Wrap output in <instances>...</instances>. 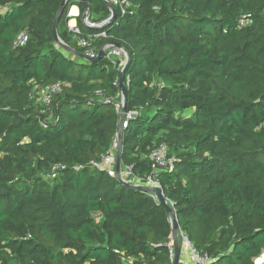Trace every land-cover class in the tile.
Listing matches in <instances>:
<instances>
[{"label":"trees","instance_id":"16d2710c","mask_svg":"<svg viewBox=\"0 0 264 264\" xmlns=\"http://www.w3.org/2000/svg\"><path fill=\"white\" fill-rule=\"evenodd\" d=\"M63 1L0 0V264L173 263L167 208L90 166L118 133L124 64L82 56L67 26L74 5L85 35L106 34L98 48L118 44L131 58L126 108L136 113L121 167L145 178L149 155L167 144L175 166L160 183L180 230L210 264H255L264 250V0H128L101 28L84 25L81 0H67L57 30L76 54L53 30ZM87 3L90 21L110 16L103 0ZM22 30L29 40L16 48ZM56 83L51 102L39 101Z\"/></svg>","mask_w":264,"mask_h":264},{"label":"built area","instance_id":"2783aa9c","mask_svg":"<svg viewBox=\"0 0 264 264\" xmlns=\"http://www.w3.org/2000/svg\"><path fill=\"white\" fill-rule=\"evenodd\" d=\"M110 4L114 5L116 7L117 12L119 11L121 14H126L128 11V8L130 7V3L128 0H107ZM110 8V16L107 20L96 23L89 20L88 15L86 18L83 19V23L88 28H101L104 26L105 22L108 21L112 17V9ZM71 13V9L68 12L67 16V26L69 30L72 32L75 39L78 41V44L84 49V55L87 58H95L98 55V51L100 48L104 49V56L109 59H119L121 62L125 65L127 60V54L125 50L122 47H117L115 45H112L110 43L104 44L102 47L98 48L95 44V38L105 36L106 34L104 32H100L98 34H84L82 29L78 26L77 22H71L73 19V16ZM75 20V19H73ZM251 19L242 18L239 22L240 26H246L248 24H251ZM29 40V33L27 30H22L16 37L14 41V47H22L24 46ZM61 90V84L56 83L54 85H48L45 87L40 88L39 94L41 96V101L45 104H49L51 102L52 96L55 93L60 92ZM97 94L101 96L105 101H110L112 97L106 96L101 90L97 91ZM118 96H120L121 100L116 104V110L120 113L123 109V94L119 93ZM136 112H126L124 122L122 125V128H126L128 125L129 120L133 117V115ZM119 147L118 142V133L116 137L114 138L112 145L110 149L101 155V157L97 160H92L90 162V166L94 169H97L99 171H104L110 175L116 174V156H117V150ZM149 158L151 160V172L145 177V178H138L134 176L132 172L131 166H123L121 167V177L130 182L129 180L133 178V184L137 187H160V175L163 171L167 169H174L175 166V157L169 155V148L167 144L162 143L158 147H156L151 154L149 155ZM59 168H64L63 165L58 164L55 165L49 172L44 174L46 178H54L59 170ZM152 194V196L158 200V197L156 194L149 192ZM172 222V217H171ZM178 236L181 238V259L180 264H210L212 262L211 256H209L205 252H201L198 250L192 242L188 239V237L180 230V227L178 229ZM169 251H170V259L173 262L175 258V248H174V240L173 236L171 238V241L169 243ZM255 264H264V250L260 255H258L254 259Z\"/></svg>","mask_w":264,"mask_h":264},{"label":"water","instance_id":"95a60500","mask_svg":"<svg viewBox=\"0 0 264 264\" xmlns=\"http://www.w3.org/2000/svg\"><path fill=\"white\" fill-rule=\"evenodd\" d=\"M103 1L109 7H111V9H112V17L108 21L105 22L104 25H106L110 21L115 20L118 17V13H117L116 7L114 5L110 4L109 1H107V0H103ZM81 2L83 3L84 8H85V12H84V15H83V19H84L88 15V3H87V0H81ZM66 3H67V0H64L62 2L58 12H57L55 21L53 23V30H54L55 37H56V40H57L58 44L60 46H62L64 49H66L68 51H71V52L76 54V51H75L74 48L69 47L67 44H65L61 40V38L59 37V34H58V30H57L58 23H59L61 17L63 16V12H64V9L66 7ZM115 46L121 47L118 44L115 45ZM125 52H126V50H125ZM126 54H127V60H126V63L124 65V68H123V70L121 72V76H120V87H121L122 94H123V113H122L121 119L119 121V129H118L119 147H118V150H117L116 165H115L116 177L119 180H121V182H123L124 184H128L129 183L128 181L124 180L121 177V145H122V141H123V128H122V125H123V122H124L125 114L127 112L126 103H127L128 98H129L128 97V92H127V86L125 85V82H124V75H125L126 68L128 67L129 63L131 62V58H130L129 54L127 52H126ZM82 56L85 57V55H82ZM102 56H104V49L100 48L99 51H98V55L95 58H93V59L89 58V60L90 61L98 60ZM140 188H143V189H145L148 192H152V193L156 194L157 197H158V200L160 201V203H162L167 208L168 212H170V214L172 216L171 226H172V236H173L174 248H175V258H174V261H173L172 264H180L182 248L179 245V241H178L179 222H178V219H177V213L175 212L173 207L168 203V200L165 197L162 188H160V187H141V186H140Z\"/></svg>","mask_w":264,"mask_h":264},{"label":"crops","instance_id":"0c3cea01","mask_svg":"<svg viewBox=\"0 0 264 264\" xmlns=\"http://www.w3.org/2000/svg\"><path fill=\"white\" fill-rule=\"evenodd\" d=\"M73 7H76L77 8V13L76 14H72V16H73V19H75V20H71V22H77L78 23V20H77V15L79 14V7L77 6V5H74V6H72L71 8H73ZM71 14V13H70ZM82 21H83V17H82Z\"/></svg>","mask_w":264,"mask_h":264},{"label":"rangeland","instance_id":"374dc122","mask_svg":"<svg viewBox=\"0 0 264 264\" xmlns=\"http://www.w3.org/2000/svg\"><path fill=\"white\" fill-rule=\"evenodd\" d=\"M64 21H66V20H64ZM73 22H74V21H73ZM118 60H119V59H118ZM38 100L41 101V96H40V95H39V97H38ZM191 112H192V109L187 110V111H186V114H190ZM133 178H134V177H132L129 181H130V182H133V181H134Z\"/></svg>","mask_w":264,"mask_h":264},{"label":"bare ground","instance_id":"6f19581e","mask_svg":"<svg viewBox=\"0 0 264 264\" xmlns=\"http://www.w3.org/2000/svg\"><path fill=\"white\" fill-rule=\"evenodd\" d=\"M76 13H77V8L76 7L71 8V14H76Z\"/></svg>","mask_w":264,"mask_h":264}]
</instances>
